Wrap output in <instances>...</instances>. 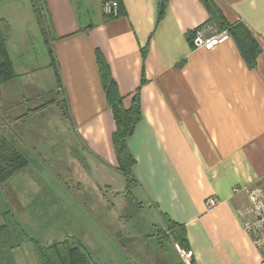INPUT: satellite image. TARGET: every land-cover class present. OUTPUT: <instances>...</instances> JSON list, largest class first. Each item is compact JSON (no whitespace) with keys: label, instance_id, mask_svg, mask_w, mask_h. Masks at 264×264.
<instances>
[{"label":"crops","instance_id":"1","mask_svg":"<svg viewBox=\"0 0 264 264\" xmlns=\"http://www.w3.org/2000/svg\"><path fill=\"white\" fill-rule=\"evenodd\" d=\"M103 1L40 0L52 31L59 81L56 75L55 79L60 84L57 96H64L68 104V116L62 121L71 126L76 138L63 142L70 163L76 164L73 173L81 167L73 150L79 152L82 146L88 170L90 160L98 163L99 179L112 180L115 171L120 172L111 143L114 121L99 78V50L124 107L134 92L138 95L141 116L126 139L134 158L131 170L137 183L132 190L140 203L137 212L149 210L153 226L160 229L169 218L182 224L192 264H261V251L244 231L238 212L248 202L243 188L264 186V0H213L227 24L244 25L257 41L253 67L246 64L231 36L210 50L190 43L187 34L208 18L199 0H167L160 19L161 0H117L119 15L105 14ZM5 42L10 56L6 37ZM29 71L20 69L16 74L27 78ZM9 83L0 86V136L20 151L19 136H11L15 106L5 94ZM52 102L53 97L33 113L50 111ZM26 116L17 115L19 120ZM77 183L82 186L83 182ZM100 185L93 182L92 186L99 195L104 189L109 198L124 190L114 193L112 183ZM13 189L8 190L9 197L16 192ZM26 192H18L24 203ZM210 196L216 199L213 206L206 202ZM109 198L102 200L105 207ZM124 203H119L120 211ZM110 205L114 202L109 201L106 213L99 215L108 222L113 217ZM66 236L71 235L61 234L57 240ZM80 240L96 264H132L113 235L93 238L89 247L86 239ZM168 240L183 264L177 244ZM27 243L13 250L15 264H38Z\"/></svg>","mask_w":264,"mask_h":264},{"label":"rangeland","instance_id":"2","mask_svg":"<svg viewBox=\"0 0 264 264\" xmlns=\"http://www.w3.org/2000/svg\"><path fill=\"white\" fill-rule=\"evenodd\" d=\"M43 15L48 35L52 36L48 15ZM0 28L5 33L16 73L20 69H30L27 78L18 75L5 90L6 97L11 96V104L15 106L11 112V136L14 133L19 136V148L27 157L28 165L0 185V206L6 204L26 232L44 243L48 239L57 240L59 235L68 233L86 239L89 247L93 238L99 240L114 234L122 243L121 246L132 264H181L172 242L156 232L157 226H153L154 219L149 210L137 212L138 207L134 204L120 211L119 203L125 202L124 194L119 192L125 186L123 174L115 171L111 176L112 180L99 179L95 170L98 163L90 160L88 170L81 155L86 154L83 146L81 149L78 147L79 152L73 150L75 153L72 155L81 161L82 167H76L77 173L74 174L76 164L70 163L71 158L67 156L63 144L67 138L69 141L76 140L71 126L63 124L62 120L65 118L54 113L58 111L55 105L50 111L44 109L45 111L33 113V108L58 94V86L50 64L49 45L36 21L31 0H0ZM24 113L30 115L26 116V120H19L17 115ZM59 125L65 127V131ZM77 180L83 182L82 186L78 185ZM93 182H100V187L105 186V183H112L114 188L111 189L114 193H119L109 198L108 193L102 189L103 195H99V189L92 186ZM12 188L16 192L9 197L8 190ZM25 189L27 200L24 203L18 199V192ZM106 198H109L106 207H109V201L110 204L114 202L113 207L110 205L108 209L113 214V217L110 215L109 222L99 216L106 213ZM63 205L68 206V211L61 207ZM116 215L121 217L116 219ZM27 244L32 246L29 242ZM32 255L37 260L35 254ZM28 257L25 256L27 259Z\"/></svg>","mask_w":264,"mask_h":264},{"label":"trees","instance_id":"3","mask_svg":"<svg viewBox=\"0 0 264 264\" xmlns=\"http://www.w3.org/2000/svg\"><path fill=\"white\" fill-rule=\"evenodd\" d=\"M199 1L208 12V18L201 25L210 24L215 26L217 30L225 29L234 40L246 64L253 67L255 64V57L259 51V46L248 29L239 23L227 24L213 0ZM166 2L167 0L160 1L157 19L162 17ZM31 4L40 30L43 35L46 36L45 42L49 45L48 53L51 59L50 64L54 67L57 81H59V72L56 68L54 52L51 46L53 38L48 35V28L44 18L45 16L43 15L42 5L40 0H31ZM192 36L193 32L187 34L190 43H192ZM145 56L146 49L143 48V59ZM96 60L100 83L114 121L111 143L116 156V168L125 178L123 190L125 200L123 209L125 210L128 209L130 205L140 204L132 192L137 181L131 170L134 158L126 143L127 137L133 132L141 116L138 95L137 92H134L131 96L129 106L124 107L122 102L123 96L118 93L117 86L110 76L109 67L99 50H96ZM143 76L142 71V81L144 80ZM16 77L17 74L14 70L13 62L6 47L5 33L0 28V86H3L7 82H11ZM59 86L60 84L58 83V87ZM57 95L58 94H56V98H58ZM52 103L57 107L59 115L62 118L68 116V104L64 96L57 100L54 97ZM35 109L36 108H33V110ZM28 114L29 113H26V115ZM27 165V158L9 140L0 136V185L6 182L15 173L26 168ZM0 217L2 218V223L0 224V264H15L13 250L25 242L31 243L39 264H96L82 241L75 236H66L61 240H55L49 244H42L37 238L30 236L25 231L6 204L0 206ZM156 232L166 239H171L180 249L187 250L185 248L187 242L185 228L182 224L169 218L165 228L158 229ZM112 235L114 236V234ZM118 242L122 245L120 241Z\"/></svg>","mask_w":264,"mask_h":264},{"label":"built area","instance_id":"4","mask_svg":"<svg viewBox=\"0 0 264 264\" xmlns=\"http://www.w3.org/2000/svg\"><path fill=\"white\" fill-rule=\"evenodd\" d=\"M118 5L117 0H105L102 3V10L105 14L117 15ZM228 37L226 30H217L213 25L204 24L193 30L191 42L195 48L210 50ZM243 189L248 202L238 213L242 217L244 231L250 236L252 244L261 251V264H264V186L253 185ZM206 202L213 206L216 199L210 196ZM175 248L183 264L192 263L191 250H182L177 245Z\"/></svg>","mask_w":264,"mask_h":264}]
</instances>
